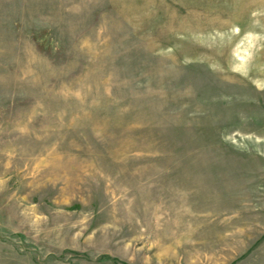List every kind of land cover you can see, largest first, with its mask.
<instances>
[{
	"label": "rangeland",
	"instance_id": "rangeland-1",
	"mask_svg": "<svg viewBox=\"0 0 264 264\" xmlns=\"http://www.w3.org/2000/svg\"><path fill=\"white\" fill-rule=\"evenodd\" d=\"M0 264H264V0H0Z\"/></svg>",
	"mask_w": 264,
	"mask_h": 264
}]
</instances>
